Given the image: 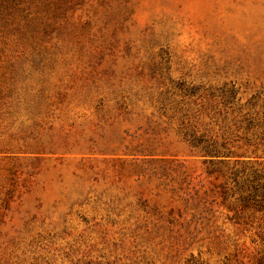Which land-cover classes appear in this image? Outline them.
<instances>
[{"label": "rangeland", "instance_id": "374dc122", "mask_svg": "<svg viewBox=\"0 0 264 264\" xmlns=\"http://www.w3.org/2000/svg\"><path fill=\"white\" fill-rule=\"evenodd\" d=\"M0 264H264V0H0Z\"/></svg>", "mask_w": 264, "mask_h": 264}]
</instances>
